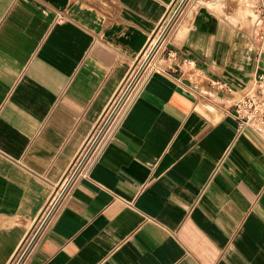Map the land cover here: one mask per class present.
<instances>
[{
    "label": "crops",
    "instance_id": "obj_1",
    "mask_svg": "<svg viewBox=\"0 0 264 264\" xmlns=\"http://www.w3.org/2000/svg\"><path fill=\"white\" fill-rule=\"evenodd\" d=\"M175 1L0 0V264ZM190 20L18 264H264V142L212 86L264 81V54L250 28Z\"/></svg>",
    "mask_w": 264,
    "mask_h": 264
},
{
    "label": "built area",
    "instance_id": "obj_2",
    "mask_svg": "<svg viewBox=\"0 0 264 264\" xmlns=\"http://www.w3.org/2000/svg\"><path fill=\"white\" fill-rule=\"evenodd\" d=\"M250 9L251 23L249 26L258 59L261 54H264V9L257 2L251 4ZM166 24L168 23H165L164 18L156 29L155 35L157 36L154 35V38H152L153 35L151 36L149 43L141 54L144 59L143 63L133 65L131 71L117 89L97 124L83 143L60 185L51 194L50 201L46 204L40 217L37 219L33 227V230H35L33 236L28 241L25 249L22 251V246L27 242V239L16 253L15 264H18L25 257L33 239L49 220L55 206L68 193L74 182L79 178L88 177L101 151L117 131L147 80L154 72L165 66V61L175 57L176 53L170 51L167 47L169 42L166 41ZM160 50L161 52L159 53ZM157 56L159 60L158 63H155L154 59ZM182 64L191 66L193 65V61L183 59ZM212 86L216 90L223 91L229 95L237 94L231 105L238 129H249L264 142V81L257 80L251 82L250 84H246L242 89H238L236 86L221 80L212 82Z\"/></svg>",
    "mask_w": 264,
    "mask_h": 264
},
{
    "label": "rangeland",
    "instance_id": "obj_3",
    "mask_svg": "<svg viewBox=\"0 0 264 264\" xmlns=\"http://www.w3.org/2000/svg\"><path fill=\"white\" fill-rule=\"evenodd\" d=\"M215 0H176L173 6L170 8L169 12L165 17L166 24V41L169 42L167 47H169L170 43L174 40L175 36L178 39H182L185 34H187V27H191V25H184V22L187 18H190V22H192L196 16L205 10H210L212 17L215 19L214 23L216 24L215 28L218 31V21L224 24H231L237 27L243 34L247 33L250 28L251 23V10L248 7V3L251 0H223L220 8L218 7H206V4L213 3ZM213 23V24H214ZM181 28H185V32L183 34L178 35V32ZM156 34H153L154 38ZM155 35V36H154ZM161 50L159 51V53ZM159 55V54H158ZM154 57V56H153ZM142 55L139 57L135 64L140 65L143 63ZM158 56L154 59L155 63H158ZM35 230L31 231L27 237V242L22 246V251L25 249L28 241L33 236ZM21 253V251H20ZM19 253V254H20Z\"/></svg>",
    "mask_w": 264,
    "mask_h": 264
}]
</instances>
